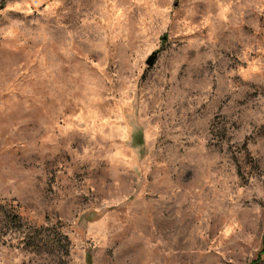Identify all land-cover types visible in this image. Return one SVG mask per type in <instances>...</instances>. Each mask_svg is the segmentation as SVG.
Listing matches in <instances>:
<instances>
[{"label":"rangeland","instance_id":"1","mask_svg":"<svg viewBox=\"0 0 264 264\" xmlns=\"http://www.w3.org/2000/svg\"><path fill=\"white\" fill-rule=\"evenodd\" d=\"M263 244L264 0H0V264Z\"/></svg>","mask_w":264,"mask_h":264},{"label":"trees","instance_id":"2","mask_svg":"<svg viewBox=\"0 0 264 264\" xmlns=\"http://www.w3.org/2000/svg\"><path fill=\"white\" fill-rule=\"evenodd\" d=\"M263 245H264V244H263ZM262 254H264V247H263V249L261 250V252L259 253L258 258L256 259L257 261H260V260H261V256H262Z\"/></svg>","mask_w":264,"mask_h":264},{"label":"water","instance_id":"3","mask_svg":"<svg viewBox=\"0 0 264 264\" xmlns=\"http://www.w3.org/2000/svg\"><path fill=\"white\" fill-rule=\"evenodd\" d=\"M154 59H155V57H154V56H152V57L149 59L148 63H149L150 65H152V64H153V62H154Z\"/></svg>","mask_w":264,"mask_h":264}]
</instances>
